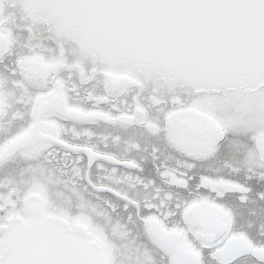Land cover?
I'll list each match as a JSON object with an SVG mask.
<instances>
[{
    "label": "snow or ice",
    "instance_id": "snow-or-ice-1",
    "mask_svg": "<svg viewBox=\"0 0 264 264\" xmlns=\"http://www.w3.org/2000/svg\"><path fill=\"white\" fill-rule=\"evenodd\" d=\"M0 264H264V0H0Z\"/></svg>",
    "mask_w": 264,
    "mask_h": 264
}]
</instances>
